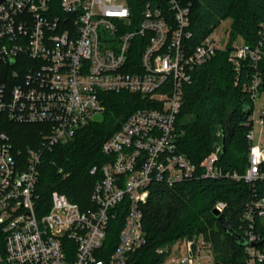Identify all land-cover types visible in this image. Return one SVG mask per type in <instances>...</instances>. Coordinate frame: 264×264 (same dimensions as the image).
I'll return each instance as SVG.
<instances>
[{
    "label": "built area",
    "instance_id": "1",
    "mask_svg": "<svg viewBox=\"0 0 264 264\" xmlns=\"http://www.w3.org/2000/svg\"><path fill=\"white\" fill-rule=\"evenodd\" d=\"M141 14L136 21L125 0H7L0 6V113L13 123L44 126L38 147L26 152L0 136V264H134L133 255L147 244L143 212L152 183L226 178L253 189L264 183V143H255L257 126L264 136V22L257 43L234 42L229 57L236 72L244 65L255 70L245 87L253 106L241 173L219 165L221 142L199 166L178 152L185 86L197 66L226 46L219 47L214 31L190 49L184 0H151ZM126 91L152 107L132 113L104 143L109 160L91 169L100 177L89 209L54 192L41 214L36 202L44 154L96 121L104 110L101 94ZM226 209L218 201L213 210ZM119 212L126 216L114 248L109 226ZM257 221L264 227V196L254 192L241 217L244 261L217 263L212 241L200 234L158 249L162 260L154 264H264Z\"/></svg>",
    "mask_w": 264,
    "mask_h": 264
},
{
    "label": "trees",
    "instance_id": "2",
    "mask_svg": "<svg viewBox=\"0 0 264 264\" xmlns=\"http://www.w3.org/2000/svg\"><path fill=\"white\" fill-rule=\"evenodd\" d=\"M131 14L138 21L142 10L151 0H125ZM190 5V49L230 18L229 43L217 51L210 62L197 66L192 84L184 89V102L177 117L176 126L181 134L178 152L187 155L196 165L215 150L219 142L231 134L225 154L220 155L219 165L224 169L241 173L247 167L249 130L247 110L252 102L245 91L251 82L254 69L244 65L236 72L229 61L231 46L238 38L253 47L259 39L258 31L264 22V0H184ZM264 80V58L259 63ZM104 110L99 120L80 129L71 140L57 144L47 151L40 167L37 185V202L41 214L51 207L54 192L65 194L70 202L82 210L91 206L90 196L100 175H93V167L107 162L102 148L132 113L152 107L148 99L130 92L103 93L100 95ZM43 125L17 124L0 113V136L7 134L16 152H26L38 147L42 140ZM221 132V137L217 134ZM227 139V138H226ZM62 169V172H59ZM264 196V183L253 189L249 184L232 179H192L169 187L152 183L149 201L144 207L143 228L147 244L133 255L134 264H154L162 259L156 251L173 245L180 239L204 235L213 243L216 262L244 261L243 247L224 232L213 215L218 201L227 204L224 215L235 231L242 236L241 217L245 204L253 193ZM121 207L118 209L120 210ZM109 226V238L114 248L124 222L126 212L117 213ZM264 237V227L257 221ZM113 250V247H112Z\"/></svg>",
    "mask_w": 264,
    "mask_h": 264
},
{
    "label": "water",
    "instance_id": "3",
    "mask_svg": "<svg viewBox=\"0 0 264 264\" xmlns=\"http://www.w3.org/2000/svg\"><path fill=\"white\" fill-rule=\"evenodd\" d=\"M7 0H0V6L2 4H4ZM251 109L248 108L247 110V114L249 115L251 113ZM227 138V139H226ZM224 138L222 144H221V153L225 154L226 152V146L227 143H229V141H231V134L229 133L228 136ZM213 215L216 217L217 221L219 222V224H221L224 232L227 234V236L229 238H231L232 240H234L240 247H246L248 244V241H246L245 238H243L240 234H238L235 229L231 226V224H229V221L227 219V217L223 214L220 213L218 210H214L213 211ZM264 241H262L261 243L257 244V246L261 245Z\"/></svg>",
    "mask_w": 264,
    "mask_h": 264
},
{
    "label": "rangeland",
    "instance_id": "4",
    "mask_svg": "<svg viewBox=\"0 0 264 264\" xmlns=\"http://www.w3.org/2000/svg\"><path fill=\"white\" fill-rule=\"evenodd\" d=\"M232 20L230 18L223 20V22L220 24V26L216 29L215 34L217 36V38L219 39V47L220 48H224L227 43L229 42V28L231 27ZM243 40L242 38H238V41ZM231 54V53H230ZM230 57V55H229ZM230 64L232 65V67L235 68V63L234 62H230ZM259 103L264 104V100L259 101ZM99 118H101V115H99V117L96 118V120H99ZM255 143H264V136L261 134V129L259 126L256 127L255 130Z\"/></svg>",
    "mask_w": 264,
    "mask_h": 264
}]
</instances>
